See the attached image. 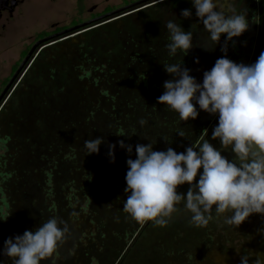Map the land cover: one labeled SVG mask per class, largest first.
I'll list each match as a JSON object with an SVG mask.
<instances>
[{
	"label": "rangeland",
	"instance_id": "374dc122",
	"mask_svg": "<svg viewBox=\"0 0 264 264\" xmlns=\"http://www.w3.org/2000/svg\"><path fill=\"white\" fill-rule=\"evenodd\" d=\"M230 2L237 13L247 15L249 28L228 42L226 56L237 64H254L261 54L255 55L259 1ZM184 9L191 10L190 19L182 17ZM66 11L64 16L46 4L32 6L17 34L8 37L9 50L0 55V85L28 47L24 36L45 30L55 18L68 23L74 13ZM88 18L85 11L82 19ZM168 20L192 31L194 47L187 55H169ZM226 40L222 35L218 44L210 41L192 0H160L49 46L30 61L0 106V264H12L3 254L8 238L35 231L52 217L67 223L69 236L58 255L41 264H241L240 256L264 252V216L259 214L238 228L215 217L206 228H197L181 203L166 227H155L137 223L122 210L128 195L127 160L136 158L137 144L150 142L154 151L171 147L179 153L208 139L234 159L230 149L224 151L219 140L211 139L218 115L196 104L198 118L183 122L158 103L164 82L174 79L163 64L183 62L202 84L204 72L225 56ZM141 119L147 121L143 126ZM98 137L104 141L99 153L87 155L84 141ZM121 140L133 147L131 155L120 147ZM110 144L116 145L114 163ZM187 190L188 185L178 188L184 194Z\"/></svg>",
	"mask_w": 264,
	"mask_h": 264
},
{
	"label": "clouds",
	"instance_id": "9594fccd",
	"mask_svg": "<svg viewBox=\"0 0 264 264\" xmlns=\"http://www.w3.org/2000/svg\"><path fill=\"white\" fill-rule=\"evenodd\" d=\"M192 3L214 45L226 35L221 49L225 56L204 72L202 84L190 75L183 62L163 64L174 79L164 82L165 91L158 103L178 113L183 122L198 118L196 104L201 111L218 115L211 139L219 140L224 151L230 149L234 159L223 156L222 150H217L208 139L179 153L171 147L154 151L150 142L137 144L136 158L127 160L128 195L122 210L139 224L152 222L155 227H166L180 211L177 206L183 203L184 210L191 214V224L197 228H206L214 217L238 228L253 214L264 216V52L251 65L228 59V42L249 28L247 15L237 13L230 0ZM181 15L190 19L192 13L184 9ZM165 27L170 34V42L165 46L169 55H187L194 47L192 31H184L172 20ZM146 123L144 119L139 121L141 126ZM178 134L185 136L184 131ZM102 143L103 139L98 137L85 140L83 146L87 155H92L99 153ZM119 144L131 155V145H125L123 140ZM115 147L109 145L108 155L113 163ZM183 185H188L186 194L178 191ZM68 236L67 223L52 217L35 231L26 230L23 235L8 238L3 254L12 259V264H41L58 255ZM250 260L251 264H264V252L240 256L241 264H250Z\"/></svg>",
	"mask_w": 264,
	"mask_h": 264
},
{
	"label": "flooded vegetation",
	"instance_id": "af4514ba",
	"mask_svg": "<svg viewBox=\"0 0 264 264\" xmlns=\"http://www.w3.org/2000/svg\"><path fill=\"white\" fill-rule=\"evenodd\" d=\"M108 0H0V55L6 53L7 47H5V44H8L9 40L8 37L12 35H16L18 32V29L21 24H24V19L26 17L30 16L29 14L31 12L32 6L38 5V7H41L42 5L46 4V6H50V10L53 11L55 14H64L66 16L68 13L66 9H70L74 14H72V18L69 20L68 23L62 24V20L60 19H52L50 21L46 22L45 30H42V28H39L38 32H34V34L24 36V39L29 40L28 43H26L25 49L23 48L22 51H20V60L17 61V63H14L10 68L8 69V73L5 76V78L2 80L0 85V94L3 92V90L6 88L8 83L10 82L11 78L15 74L16 70L26 57V55L29 53L31 48L39 41L43 40L46 37L61 33L67 29L73 28L75 26H78L82 23H86L88 21L94 20L99 16L105 15L107 13H110L112 11L121 9L123 7H126L128 5H131L133 3L139 2L141 0H126V2L123 0L118 5L115 4H105ZM160 0L147 4L145 6H141L135 10H132L131 12L122 14L116 18H113L112 20H108L106 22H101L102 25H105L110 22H114L116 20H119L121 18H124L126 16L131 15L132 13L138 12L140 10H143L145 8H148L152 5L158 4ZM41 5V6H40ZM100 6H102L100 8ZM100 8V9H99ZM99 10V11H97ZM35 11V10H34ZM86 11L88 13L89 18L88 19H82V14ZM97 11V12H96ZM98 23V24H101ZM104 23V24H103ZM99 25V26H102ZM99 27L97 24L89 26L86 29L70 33L68 35H65L63 37H60L58 39H55L53 42L49 44H43L38 46L33 53L31 54L29 60L25 64V66L21 69L20 74L17 76V78L14 80V82L9 86L7 89V92L3 96V98L0 100V106L4 105L7 101V98L10 96L11 92L14 90V87L18 84V82L21 81L22 77L20 75L25 74L27 70H29L28 65L34 61L38 56L40 55L41 51L45 48L52 46L58 42L72 39L76 36H79L80 34L84 33L85 31H89L92 29H95ZM49 28V29H47ZM37 33V34H36ZM23 41V40H22ZM2 48V50H1ZM31 61V62H30ZM21 77V78H20ZM39 87V86H38ZM37 87V88H38Z\"/></svg>",
	"mask_w": 264,
	"mask_h": 264
},
{
	"label": "water",
	"instance_id": "95a60500",
	"mask_svg": "<svg viewBox=\"0 0 264 264\" xmlns=\"http://www.w3.org/2000/svg\"><path fill=\"white\" fill-rule=\"evenodd\" d=\"M158 0H141L139 2H136V3H133L131 5H128L126 7H123L121 9H118V10H115V11H112L110 13H107L105 15H102V16H99L97 17L96 19L94 20H91V21H88L86 23H82L78 26H75L73 28H70V29H67L61 33H58V34H55V35H52V36H49V37H46L44 38L43 40L37 42L32 48L31 50L29 51V53L26 55V57L24 58V60L22 61V63L20 64V66L18 67V69L16 70L15 74L13 75V77L11 78L10 82L8 83V85L6 86V88L3 90V92L0 94V100L3 98V96L5 95V93L7 92V89L9 88V86L14 82V80L17 78V76L20 74V71L21 69L25 66V64L27 63V61L29 60L31 54L33 53V51L40 45H43V44H49L51 42H53L55 39H58L60 37H63L65 35H68L70 33H73V32H77V31H80V30H83V29H86L88 28L89 26H92V25H96L98 23H101V22H106L108 20H111L113 18H116L122 14H125V13H128V12H131L132 10H135L141 6H145L147 4H150V3H153V2H156Z\"/></svg>",
	"mask_w": 264,
	"mask_h": 264
},
{
	"label": "trees",
	"instance_id": "16d2710c",
	"mask_svg": "<svg viewBox=\"0 0 264 264\" xmlns=\"http://www.w3.org/2000/svg\"><path fill=\"white\" fill-rule=\"evenodd\" d=\"M259 7H258V17H257V46H256V53L260 54L264 49V0H258Z\"/></svg>",
	"mask_w": 264,
	"mask_h": 264
}]
</instances>
